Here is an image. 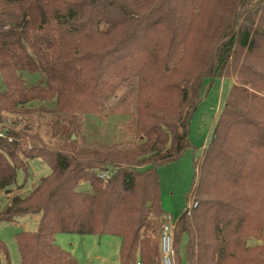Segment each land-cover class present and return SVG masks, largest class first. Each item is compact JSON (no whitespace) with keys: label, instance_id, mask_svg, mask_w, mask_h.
I'll return each instance as SVG.
<instances>
[{"label":"trees","instance_id":"trees-1","mask_svg":"<svg viewBox=\"0 0 264 264\" xmlns=\"http://www.w3.org/2000/svg\"><path fill=\"white\" fill-rule=\"evenodd\" d=\"M174 1L0 0V126L6 115L33 112L26 109L28 104L53 103V109L41 105L34 111L56 115L52 128L68 136L71 127L60 125L61 116L101 115L127 85L130 94L124 102L135 99V130L142 139L129 152L76 150L75 142L60 150L44 144L38 134L31 137L35 145L28 147L24 141L30 136L24 131L0 129L13 139L11 144L0 139V193L6 201L0 224L40 217L36 232L17 235L21 264H79L56 244L59 234L118 236L122 264H162L160 238L167 214L156 169L179 160L191 146L190 120L204 84L226 79L230 71L239 75V82L264 93L258 82L262 77L251 63L254 58L264 61V0H219L209 19L204 10L208 1L192 0L187 17L173 13ZM106 40L107 47L92 50ZM238 49L248 57L233 65ZM193 52L203 60L200 70L167 82L179 76V66ZM32 76L39 82L29 85L26 77ZM239 82L233 83L198 160L202 182L197 188L195 169L189 197L198 205L177 221V264L183 237L188 239L189 264H227L240 258L238 252H249L245 228L253 211L250 217L244 211L247 193L241 195L238 189L249 182L258 191L264 187V118L250 117L252 106H260L250 103L264 104V99ZM153 88L159 96L176 92L179 105L169 110L157 98L146 101L145 92ZM241 93L246 102L239 107L235 101ZM261 112L257 114L264 116ZM36 159L50 166L51 175L22 195L19 171L28 178L29 162ZM216 171L236 186L226 200L201 196L205 180ZM257 247L254 253L250 249L246 264H264V245ZM0 250V264H10L1 242Z\"/></svg>","mask_w":264,"mask_h":264},{"label":"rangeland","instance_id":"rangeland-1","mask_svg":"<svg viewBox=\"0 0 264 264\" xmlns=\"http://www.w3.org/2000/svg\"><path fill=\"white\" fill-rule=\"evenodd\" d=\"M134 1H139L141 4L147 2V0ZM206 1H208V3H205L204 10L206 14H208L209 19V17L213 15L214 10L218 8L219 0ZM174 2L175 4L172 11L175 15H178V17H187L191 15L190 5L192 0H175ZM151 3L152 2L147 5L150 9L153 7ZM145 9L146 7L140 11L141 14ZM206 22L207 21L204 22V27ZM166 25L167 23L163 24L161 29L164 30ZM181 29L184 30L185 28ZM164 41L165 36H163L161 43L163 47L167 44L164 43ZM108 43L109 41L107 40L103 41L92 48V50L97 52L100 48L107 47ZM194 53L195 52L192 53L188 60L183 61L181 66H179V76L172 77L167 82H178L180 76L196 74L200 70L199 68H201L203 60L202 58L198 60ZM246 57H248V54L238 49L236 56L232 60V64L235 65L240 59L243 64V60ZM251 63L253 68L257 69L258 74L262 77L258 82L264 85V61H260L259 58H254L251 59ZM224 76L226 79H213L204 84L199 106L190 120L189 137L191 146L179 160L162 165L156 169L160 179L162 207L167 215L173 217V224H175L186 211L190 192L193 189L195 169L198 171L197 188L202 182V177H200L201 162L198 160L202 157L204 149L208 146L213 137L214 129L225 107L233 83L239 82L238 74H234L233 72L230 74V71H227ZM26 81L29 85H33L39 82V78L38 76L26 77ZM244 81H240L242 83V85H240L242 88L246 89L248 92L256 93V95L264 99V93L251 89ZM127 87V85L122 86V88L111 97L101 115L79 114L73 119H69L67 116H61L60 125L62 127H71L69 128L70 135L68 134V136H63L61 133L56 134L55 129L52 128V124L56 121L58 122L56 115L46 111H34L41 107V105L44 109H53V103L28 104L25 106L26 109H34L33 112L21 115H6L5 121L0 126V129L24 131L30 136V138L24 141L28 147L35 145L31 137L34 134H38L42 138L44 144L60 150L71 148V142H75L74 147L76 150L100 149L103 151H134L137 146L141 144L142 139L137 136L135 130V99L129 97V101L124 102L125 97L130 94ZM152 90V92H145L144 96L146 101L149 100L150 97L153 100L157 98L156 103L159 102V105H165L169 110L179 105L181 98L176 92H170L166 96H159L156 88ZM243 96L244 94L242 93L237 96L235 105L239 107L245 105L246 100H243ZM250 105H260L252 106L254 109L252 113H250L251 118H264L263 115L257 114L259 111H262L261 114H264V106H261L264 104L250 103ZM49 123H51V125H49ZM51 172L52 170L47 163L38 159L30 161L28 178H26L23 170L19 171L17 184L24 186L23 190L19 193L22 195L29 194L33 186L38 184L43 178L51 175ZM232 184L228 179H225L223 175L218 174L216 171L215 175L205 180L203 194H201V196L205 198L218 197L226 200L229 198V193L236 189V186ZM196 186H194V188ZM83 188L86 189L87 187L84 186ZM239 192L241 195L247 193L244 211L246 210L249 212V217L250 210L251 212L253 211L251 223L249 218V222L245 228V235L247 234V236H249L247 238L249 252L244 254L239 250L240 252H238V254L240 258L227 262V264H246L245 262L247 260L250 261V249L254 253L256 248H258L257 246L264 245V187L258 191L250 186L249 182L244 189H238V193ZM194 199L195 197L193 200ZM0 202L1 209L6 205L3 193H0ZM39 220L40 217L38 215H29L18 219L15 223L0 224V242L7 248L10 264H21V254L16 240L17 235L21 232H36L38 230ZM153 241H156V239L153 238ZM187 243V237H183L180 241L179 257L181 264H189L186 258ZM56 244L68 252L79 264H122V238L118 236L99 237L59 234L56 236ZM0 256L3 258L1 250ZM3 262L5 263L4 259Z\"/></svg>","mask_w":264,"mask_h":264},{"label":"built area","instance_id":"built-area-1","mask_svg":"<svg viewBox=\"0 0 264 264\" xmlns=\"http://www.w3.org/2000/svg\"><path fill=\"white\" fill-rule=\"evenodd\" d=\"M0 139L2 141L13 143L12 137H9L5 132H0ZM102 179H109L107 174H100ZM1 204V202H0ZM197 203H192L188 201V206L186 211H191L192 209L197 207ZM177 222L173 224V217L167 215L165 217L164 223L161 228V238H160V249L162 255V264H177L176 256H175V248H174V230L176 228ZM137 264H140L138 261Z\"/></svg>","mask_w":264,"mask_h":264},{"label":"water","instance_id":"water-1","mask_svg":"<svg viewBox=\"0 0 264 264\" xmlns=\"http://www.w3.org/2000/svg\"><path fill=\"white\" fill-rule=\"evenodd\" d=\"M74 138V137H73Z\"/></svg>","mask_w":264,"mask_h":264}]
</instances>
